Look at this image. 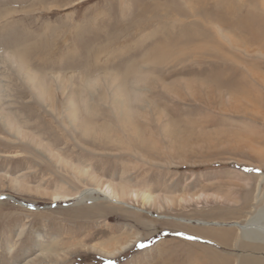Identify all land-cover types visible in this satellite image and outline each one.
Wrapping results in <instances>:
<instances>
[{"label":"rangeland","instance_id":"374dc122","mask_svg":"<svg viewBox=\"0 0 264 264\" xmlns=\"http://www.w3.org/2000/svg\"><path fill=\"white\" fill-rule=\"evenodd\" d=\"M260 207L264 0H0V264H264Z\"/></svg>","mask_w":264,"mask_h":264},{"label":"bare ground","instance_id":"6f19581e","mask_svg":"<svg viewBox=\"0 0 264 264\" xmlns=\"http://www.w3.org/2000/svg\"><path fill=\"white\" fill-rule=\"evenodd\" d=\"M93 194L102 195L104 196L105 199L113 201L115 203L118 202V204L122 203L119 201V198H117V196L114 195L110 187H106L104 191H100L99 189L83 190L78 196H76V198L79 201H83L84 198L93 197L92 196ZM63 198L64 197L56 196L54 199L55 200L58 199L63 202L71 199V198H67V199H63ZM143 199L144 201H148L149 197L147 195H144ZM249 217L250 218L247 219V221L244 224H236V228H237L236 236L242 242L251 244L252 246L264 247V207L258 208Z\"/></svg>","mask_w":264,"mask_h":264},{"label":"snow or ice","instance_id":"6c2138e0","mask_svg":"<svg viewBox=\"0 0 264 264\" xmlns=\"http://www.w3.org/2000/svg\"><path fill=\"white\" fill-rule=\"evenodd\" d=\"M189 239H192V237H189ZM140 247H144V245L143 244H141V245H139Z\"/></svg>","mask_w":264,"mask_h":264}]
</instances>
